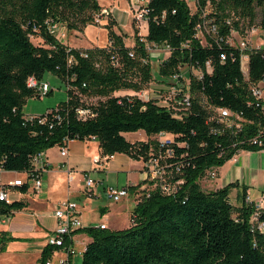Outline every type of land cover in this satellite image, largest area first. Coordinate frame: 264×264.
<instances>
[{
  "label": "trees",
  "instance_id": "16d2710c",
  "mask_svg": "<svg viewBox=\"0 0 264 264\" xmlns=\"http://www.w3.org/2000/svg\"><path fill=\"white\" fill-rule=\"evenodd\" d=\"M146 7L145 40L169 50V56L156 66L158 77H168L183 66L197 72L187 78L192 99L190 114L183 120L152 100L115 95L140 92L152 78L149 55L139 42L138 31L133 47H126L124 36L112 29L115 21L109 19L104 27L106 47L86 50L68 48L49 33L50 24L77 32L95 25L94 18L101 13L97 0H0V168L29 171L35 153L59 146L64 138L94 137L101 156L122 153L146 160L154 144L130 143L121 134H171L175 155L170 163L181 164L173 178L182 184L170 195L152 191L143 196L132 209L126 229L74 230L70 237L83 232L91 238L81 264H264V233L257 228L264 223V209L245 201L247 188L237 194L239 203L234 206L229 194L239 188L237 182L209 192L198 183L205 170L221 167L235 153L221 135L210 133L201 101L241 113L247 120L260 119L259 110L247 103L249 86L264 78V50L240 51L229 47L226 38L241 22H252L257 7L264 30V0H199L194 13L184 0H148ZM205 9L222 40L208 38L203 46L195 37V27ZM30 37L43 44L34 45ZM241 55L248 58L247 79L241 71ZM45 73L65 82L66 101L39 115L41 123L27 121L23 105L37 94L27 80L33 77L41 82ZM84 99L95 101L86 105ZM78 107L88 108L94 116L78 119ZM243 150L258 151L254 147ZM19 191L26 193L27 186ZM25 207L23 201H0V220ZM70 237H64L62 246L47 244L38 264H46L54 252L69 247ZM9 240L8 233L0 231V252Z\"/></svg>",
  "mask_w": 264,
  "mask_h": 264
},
{
  "label": "crops",
  "instance_id": "0c3cea01",
  "mask_svg": "<svg viewBox=\"0 0 264 264\" xmlns=\"http://www.w3.org/2000/svg\"><path fill=\"white\" fill-rule=\"evenodd\" d=\"M135 1L138 2V0ZM146 1L148 2V0ZM112 17L117 22L114 14ZM102 24H106V21L104 20ZM103 26L105 27V25H102L101 28H97L94 25H88L82 32L66 30L64 35L57 37V39L71 49L103 48L107 45V30ZM141 28L147 30V24L141 22ZM133 45L132 43H125V46L129 48ZM139 133L144 134L142 140L146 142L149 137L142 131ZM91 141L96 142L94 140H71L67 155L64 157L60 156L59 149L55 147L44 152L48 169L42 176L40 194H34L30 190L24 194H19L16 189H11L9 193L10 202L23 201L26 203V207L21 211L14 212L11 217L0 220V231L7 232L11 237L5 250L0 252L1 256L6 258L2 264L19 263L17 258L27 255L30 257L28 259L30 263L38 264L43 248L47 244L51 245L52 239L55 238L58 220L54 216V210L65 200L77 204L81 222L79 229H97L100 225H105V230H122L130 226L132 209L147 194L148 190L153 188L151 182L144 175L143 160H139L141 166H136L129 156L117 153L103 164L95 166L93 159L101 156V154L97 142L98 154L89 152ZM138 141L140 140L132 143ZM224 166H227V172L223 175V184L218 185L216 188H209L207 192L237 182L239 185L237 189L247 188L246 195L249 198L250 189L257 185L260 180L258 176L262 174L261 171L264 169V153L241 151L221 167H216L217 174ZM2 173L12 174L13 176L6 182H2L1 185H8V182L17 179L20 177L18 174H21L6 171H2ZM88 175L95 179L97 184L92 189L86 190L84 177ZM209 181L200 179L198 183L200 185V183ZM106 187H128V196L121 199L128 206L125 205L119 209L110 207L113 202L106 195ZM260 198L261 196L257 197L255 201L250 200V198L249 200L255 204L256 208L264 209V204L259 205ZM128 208L129 210H127ZM127 219L129 220L127 221ZM90 241L91 238L85 233H75L71 237L70 249L75 253L73 248H76L83 253ZM65 256L61 251H58L52 255V259H55L54 262H56V259ZM68 261L71 264L72 255L68 258Z\"/></svg>",
  "mask_w": 264,
  "mask_h": 264
},
{
  "label": "built area",
  "instance_id": "2783aa9c",
  "mask_svg": "<svg viewBox=\"0 0 264 264\" xmlns=\"http://www.w3.org/2000/svg\"><path fill=\"white\" fill-rule=\"evenodd\" d=\"M194 1L198 2L199 0ZM147 3L148 2L146 1L144 7H137L135 9V18L139 23L145 22L147 24ZM207 14L208 13L205 9V12H203L201 15V20L195 27V37L203 46L206 45V41L208 38L213 39L214 41H217V39L222 40V38L217 34V26L212 22L211 19L207 18ZM95 21L99 22V18H94V23H96ZM230 23V19L226 20L227 25H229ZM243 24L244 23L241 22L237 30L231 29L228 37L226 38V44L229 47L238 49L240 51H244L247 49L245 47V43L240 42L236 44L230 42L229 40L233 32L238 33L242 30ZM57 25L58 24H50L48 27L49 33L55 35L56 38L61 34ZM262 33L264 34V30H262ZM144 37L145 35L139 37V42L143 44L146 52H149L152 48H156L158 46L156 44L148 43ZM166 49L168 50V48ZM254 49L264 50V37L263 41H261V43ZM129 56L132 57L133 54L129 53ZM243 58L248 62L247 56L241 55V71ZM111 60H114V57H111ZM220 60H225L224 53L220 54ZM185 68L188 67L183 66L170 76L163 78V83L169 90L167 91L168 97L166 99H160L159 95H156L155 97H149L147 93L143 91L137 93L136 96L143 101L152 100L154 103L162 106L173 117L179 120L185 119L190 114L192 99V94L190 93V91H188L189 81H187V83L182 87V90H179V86L183 77L182 72ZM207 68H209L208 65ZM245 70L247 72V65ZM245 79H247V75ZM27 86L29 88L36 89L37 94H39L40 96L47 95L50 92L47 83H44L42 81L37 82V80L33 77L28 78ZM249 91L251 100L248 101L247 106L258 109L260 113V119H258V121L256 122L253 120L245 119L241 113L231 111L227 108L214 107L208 105L205 101L202 100V106L208 114L207 122L208 124H210V133L212 135L218 134L222 136L225 143L227 144L226 147L235 151L232 158L236 157V155H238L241 151H245L243 150L244 147H254L255 149H258L259 152L264 153V78L257 84H251L249 86ZM89 101L95 100L89 99ZM75 113L78 119L81 120H86L94 116L88 108L82 107L76 108ZM38 116L39 115H30L24 118L27 121L38 119V121L41 123L43 119ZM154 139V145L150 148L147 159L143 160V172L146 175L147 179L151 182L153 188L152 190H148L147 194H145L144 197H148L152 191H158L162 195H170L176 191L177 187L180 184H182L181 180H174L173 178L175 174L180 173V161L170 163L171 159H173L175 155L173 149V145L175 144L174 137L171 134L160 132L154 136ZM71 140L72 139L69 138H64L62 140L61 144L58 146L60 156L64 157L67 155L68 145ZM86 140H95V138L89 137ZM176 145L179 146V144ZM44 152L45 151H39L31 157V167L29 171L20 172L23 175L22 177H18L17 179L8 182V185H1L0 183V201H4L6 203L10 202L9 193L11 189H16L19 194H24L19 191V188L23 185L27 186V191L30 190L34 194H40L42 187V176L48 169V164ZM112 156L113 155L95 157L93 159V163L95 164V166H99L101 163L103 164V162H105ZM215 168L216 167H211L205 170L203 176L200 179L210 180L216 177L217 172ZM2 171L4 170L0 168V174L2 173ZM170 175L172 176L171 179H169ZM96 184L97 182L90 179L88 176L84 177V187L86 190L92 189ZM105 192L111 202H118L128 196V187H106ZM245 201L251 202L247 196ZM263 204L264 194L261 195L259 201L260 206H262ZM54 216L58 220V226L55 231V238L52 239L51 244L62 246L64 237H70L71 233L74 230L79 229L81 226L79 214L77 211V204L69 200L61 202L54 210ZM255 219L256 215H254L253 217V220ZM98 228L105 229V225H100ZM257 228L264 233V223H259ZM59 251H63L66 256L64 258L58 259L56 262H53V259L51 257L46 262V264H69L68 258L72 254H74V252L70 249V246L66 248L62 247Z\"/></svg>",
  "mask_w": 264,
  "mask_h": 264
},
{
  "label": "rangeland",
  "instance_id": "374dc122",
  "mask_svg": "<svg viewBox=\"0 0 264 264\" xmlns=\"http://www.w3.org/2000/svg\"><path fill=\"white\" fill-rule=\"evenodd\" d=\"M184 1L187 4L188 8L190 9L191 13H194L198 10L199 1L198 2L194 0H184ZM97 3L100 6L102 11L99 15L95 16V19L99 18V22L95 21L96 23L94 27L101 28L102 25H106L108 23L109 19L114 20V18L112 17L114 14L117 22L114 20L115 26H113L112 29L115 33L124 36V44L125 43L127 44L132 43V45L134 44L135 31H138V34H137L138 37H142L147 33L146 29L142 30L141 23H139L135 18V9L137 7H140V8L144 7L145 0H138V2H136L135 0H97ZM104 20L106 21V24H102ZM261 21H262L261 9L257 7L255 19L252 22H247V20H245L242 30L239 31L238 33L233 32L231 34L229 41L232 43H236V44L240 42H244L245 47L247 49L256 48L261 43V41H263V37H264L263 36L264 34L262 33L263 27H262ZM57 26L59 27V32L61 33L59 37H61L66 32V29L62 25H57ZM30 40L34 45L43 44L42 40L37 37H30ZM107 44H108V38H107ZM148 55H149V64H150L151 71H152L151 72L152 78L150 82L146 84L143 90H141L140 92L143 91L147 93L149 97H155L156 95H159L160 99H166L168 97L167 91L169 90L167 86L163 83V78L158 77L157 72H156V66L169 56V51L163 46H157L156 48H152L148 52ZM245 60L246 59L242 60V64L247 65V60L246 61ZM244 70L245 69H243L242 67L243 75H245L244 77H246L247 72L246 70L245 71ZM196 73L197 72L194 69H189V68L183 69V72H182L183 77H182V81L179 86V90H182V87L187 83L188 76L190 74L195 75ZM42 82L48 84V88L50 92L44 96L35 94L27 98L22 108V113L24 117H27L30 115H42L46 113V111L48 110L57 108L58 106H60L62 103L66 101L65 82H63L61 79L49 73H45L43 75ZM157 91H165V92H157ZM137 93L139 92H132L130 90H127V91H122L121 93H117L115 95L116 96H127V95L136 96ZM84 103L90 105L94 103V101L84 100ZM201 104H203L202 101H201ZM139 132L141 131L125 133L123 137L125 138L126 141L131 142V143L137 140H140L138 142H143L142 139L144 137L143 136L144 134L139 133ZM147 141H150V143L153 145L155 142L154 136H150L149 138H147ZM55 148L59 149L58 146H55ZM89 152L93 154L94 153L98 154L96 142L91 141V143H89ZM132 160L134 161V164L136 166H141L140 164L141 162L139 160H136V159H132ZM226 172H227V166H224V168H222V170L218 172V174H216V177L210 179L209 182L200 183V188L203 191L207 192V189L209 188H216L218 185H222L224 182L223 175H225ZM261 172L262 174L258 176L260 179L259 182L257 183V185L253 186L249 191V198L252 201H255L257 197L264 194V169ZM12 176H13L12 174L1 173L0 183L6 182ZM18 176L22 177L23 175L18 174ZM88 177L96 182V180L93 179L91 176L88 175ZM171 178L172 176L170 175L169 179ZM240 192H241V189L240 190L237 188L231 189L229 198H230V202L232 203V205L235 206L239 203L236 197H237V194H240ZM125 205L128 206L127 203L122 200L118 202H113L110 207L119 209ZM127 210H129V208ZM103 220L105 221L106 219H103ZM128 220L129 219H127V221ZM130 224H131V221H130ZM73 249L75 253L72 254L71 264H81L82 253L79 252L76 248H73ZM61 253L65 254L63 251ZM28 259H30L28 255L25 257H19L17 258L19 263L16 262L14 264H32L29 262ZM5 260L6 258L2 257L0 253V264H2Z\"/></svg>",
  "mask_w": 264,
  "mask_h": 264
},
{
  "label": "bare ground",
  "instance_id": "6f19581e",
  "mask_svg": "<svg viewBox=\"0 0 264 264\" xmlns=\"http://www.w3.org/2000/svg\"><path fill=\"white\" fill-rule=\"evenodd\" d=\"M244 60V59H243ZM246 61V60H245ZM244 62V61H243ZM243 69H246V64H242ZM245 71V70H244Z\"/></svg>",
  "mask_w": 264,
  "mask_h": 264
}]
</instances>
